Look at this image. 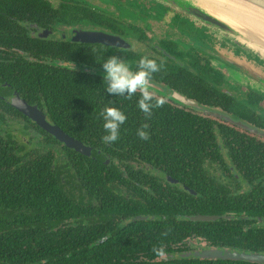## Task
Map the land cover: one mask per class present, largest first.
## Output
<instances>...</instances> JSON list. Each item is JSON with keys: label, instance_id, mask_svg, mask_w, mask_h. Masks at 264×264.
Listing matches in <instances>:
<instances>
[{"label": "trees", "instance_id": "1", "mask_svg": "<svg viewBox=\"0 0 264 264\" xmlns=\"http://www.w3.org/2000/svg\"><path fill=\"white\" fill-rule=\"evenodd\" d=\"M21 78L18 85L24 96L33 87L50 120L95 150L88 157L67 149L36 124V137L25 124L27 139L17 142L9 133L1 138L0 264H256L161 259V254L186 251L193 236L218 247L264 253V227L244 230L243 224L253 221H178L184 214L222 213L211 211L204 199L212 188L198 167L204 160L202 151L215 143V132H237L236 127L198 120L191 109L165 102L146 115L137 107L140 91L130 97L112 96L105 92L101 77L44 74L36 75L33 85L29 76ZM106 105L126 116L117 140L111 143L101 140L105 134L101 112ZM142 125L148 133L144 140L137 136ZM158 167L201 197L186 193L176 202L170 186L161 196H147L148 170ZM233 210L237 216L243 211ZM247 210L250 216L264 218V211ZM139 215L156 219L134 221ZM119 219L127 223L115 227ZM104 236L108 239L100 243Z\"/></svg>", "mask_w": 264, "mask_h": 264}, {"label": "flooded vegetation", "instance_id": "2", "mask_svg": "<svg viewBox=\"0 0 264 264\" xmlns=\"http://www.w3.org/2000/svg\"><path fill=\"white\" fill-rule=\"evenodd\" d=\"M149 11L143 0H0V140L8 133L17 142L18 138L27 139L23 135L25 124L30 134L37 135L36 125H39L18 110L19 100L37 107L54 124L49 112L41 108L38 92L33 87L27 88L24 96L22 86L18 85L22 75L29 76L30 85L36 81V75L44 74L80 73L102 78L100 63L108 55H118L133 71L139 59L148 56L161 66L148 83L165 92L147 87L154 98L179 109H191L198 120H217L238 129L237 132H215V143L212 141L213 146L202 151L204 160L198 167L212 188L210 197L204 199L211 211L222 213L184 214L178 221L198 222L191 218L206 215L217 217L215 221H253L243 224L245 231L264 227L263 217L247 214V208L250 213L264 211V136L207 115L200 108L169 95L178 94L197 106L218 111L264 134V68L224 39H213L211 35L203 37L206 38L203 41L197 26L171 15L166 18V11L163 15ZM99 33L117 39L114 44L84 40L86 34ZM164 171L161 167L148 170L147 196H161L170 186L176 202H181L186 193L201 197L196 189ZM192 176L199 178L198 174L192 173ZM233 207L243 211L237 216ZM140 216L144 220L156 219L155 215L137 217ZM135 218L134 221H140ZM126 223L125 219H119L114 225ZM107 239L104 236L99 242ZM213 249L242 252L193 236L188 240L186 251L161 254V259L219 260L204 256Z\"/></svg>", "mask_w": 264, "mask_h": 264}, {"label": "water", "instance_id": "3", "mask_svg": "<svg viewBox=\"0 0 264 264\" xmlns=\"http://www.w3.org/2000/svg\"><path fill=\"white\" fill-rule=\"evenodd\" d=\"M151 13H162L165 16L176 17L177 20L191 26H197L201 40L206 41L207 36H214L224 39L238 49L245 51L249 57L255 59L259 65L264 66V0H143ZM158 8V11H156ZM83 38V36H82ZM117 38L112 35L86 34L84 40L96 41L106 44H114ZM212 39V38H209ZM212 41V40H211ZM154 87L165 93L159 86L148 83L147 87ZM172 98L189 106H196L207 115L224 119L251 132L263 133L232 120L230 117L218 111L197 106L195 103L186 100L178 94H169ZM18 110L33 119L42 129L52 134L56 139L67 147L92 156L93 147L71 137L57 125L49 123L44 114L37 108L30 106L24 100L18 101ZM136 220H144L145 217H137ZM217 217L198 215L191 220L215 221ZM195 256H203L195 253ZM204 256L223 260H240L250 263L264 264V253H247L230 250L213 249Z\"/></svg>", "mask_w": 264, "mask_h": 264}, {"label": "clouds", "instance_id": "4", "mask_svg": "<svg viewBox=\"0 0 264 264\" xmlns=\"http://www.w3.org/2000/svg\"><path fill=\"white\" fill-rule=\"evenodd\" d=\"M103 75L102 80L105 82V92L112 96H131L140 90V97L137 100V107L146 115H150L154 107H158L162 101L157 99L153 101L152 93L148 90V81L153 73L159 71L160 65L154 58L142 56L138 61V66L133 71L125 60L118 55L112 54L106 56L100 63ZM103 121L102 127L105 134L101 137L102 142L111 143L117 140L120 126L126 120L123 111L114 106L106 105L101 112ZM146 125L137 129V136L144 140L148 138L145 130Z\"/></svg>", "mask_w": 264, "mask_h": 264}, {"label": "rangeland", "instance_id": "5", "mask_svg": "<svg viewBox=\"0 0 264 264\" xmlns=\"http://www.w3.org/2000/svg\"><path fill=\"white\" fill-rule=\"evenodd\" d=\"M213 39H217V37L213 38ZM262 67L264 68V66L262 65Z\"/></svg>", "mask_w": 264, "mask_h": 264}]
</instances>
